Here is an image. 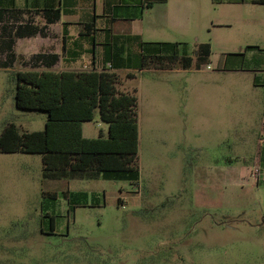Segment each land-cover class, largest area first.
<instances>
[{"label":"rangeland","instance_id":"374dc122","mask_svg":"<svg viewBox=\"0 0 264 264\" xmlns=\"http://www.w3.org/2000/svg\"><path fill=\"white\" fill-rule=\"evenodd\" d=\"M163 7L167 25L151 38L179 42L191 57L207 43L210 64L175 71L167 85L142 87L138 177L128 175L131 182L51 180L40 155L0 152V264L264 263V185L213 178L214 166L236 156L235 126L264 113V94L251 106L244 92L254 74L216 72L227 54L237 55L229 65L248 59L257 49L251 47L264 52V5L168 0ZM229 82L243 90L230 108L218 90ZM14 89L12 71L0 68V133L8 124L42 131L46 114L17 109ZM101 127L96 116L83 136L96 138ZM246 164L260 167L259 160ZM66 192L68 200L61 197Z\"/></svg>","mask_w":264,"mask_h":264},{"label":"crops","instance_id":"0c3cea01","mask_svg":"<svg viewBox=\"0 0 264 264\" xmlns=\"http://www.w3.org/2000/svg\"><path fill=\"white\" fill-rule=\"evenodd\" d=\"M238 1L264 5V0ZM167 2L168 0H0V68L12 73L94 71L115 74L118 78L117 85H128L122 92L134 94L137 99L139 139V94L142 87L147 83L154 84L155 80L167 85L171 79L170 74L185 70L178 66H154V61L151 60L157 55H170L173 51L170 45L180 44L156 42L151 38V34L158 28L167 25L169 16L163 7ZM256 48L257 51H249L248 59H233L229 65L228 58L237 55L227 54L223 66L216 70L219 74H254L252 85L244 90L251 106L255 103L259 105V92L264 94V52ZM176 51L178 56L182 54L179 47ZM146 61L152 62L145 66ZM153 74L155 77H152ZM223 86H218V90L226 92V99L229 101L227 107L230 108L231 99L236 97L238 91L243 90L231 82L227 87ZM261 104L264 107V99ZM96 116L99 120L98 115ZM263 118L264 113L259 120H244L243 125L235 126L236 133L232 142L235 158L229 159L223 167H213L217 171L213 178L218 184L229 180L231 183L235 180L253 182L251 173L256 166L247 165L249 159L259 160L260 168L264 169ZM87 123L89 122L81 125L82 136L83 125ZM100 123L106 129L101 127L99 134L106 136L107 125ZM96 177L100 176L80 173L73 178L64 179ZM51 195L56 199L54 193ZM61 197L68 200L71 195L66 192ZM51 206L52 209H57V205Z\"/></svg>","mask_w":264,"mask_h":264},{"label":"trees","instance_id":"16d2710c","mask_svg":"<svg viewBox=\"0 0 264 264\" xmlns=\"http://www.w3.org/2000/svg\"><path fill=\"white\" fill-rule=\"evenodd\" d=\"M170 47V55L151 59L154 66L186 70L209 63L207 43L198 45L194 57L186 53L184 45ZM177 47L182 50L179 56ZM12 80L15 107L43 112L46 122L42 131L35 132L6 125L0 133V152L40 155L43 176L49 179L73 178L80 173H93L104 180L130 181V174L138 177L137 99L118 91L115 74L17 71ZM96 115L107 125L106 136L84 138L82 123L93 121Z\"/></svg>","mask_w":264,"mask_h":264},{"label":"built area","instance_id":"2783aa9c","mask_svg":"<svg viewBox=\"0 0 264 264\" xmlns=\"http://www.w3.org/2000/svg\"><path fill=\"white\" fill-rule=\"evenodd\" d=\"M208 70H210V67H206ZM262 122L264 123V118L262 119ZM262 142H264V136L262 138ZM253 182L255 184L264 183V169H261L259 166H256L252 173H251Z\"/></svg>","mask_w":264,"mask_h":264}]
</instances>
